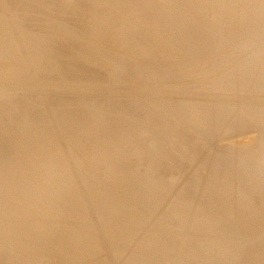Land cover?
I'll return each instance as SVG.
<instances>
[{
	"label": "bare ground",
	"instance_id": "bare-ground-1",
	"mask_svg": "<svg viewBox=\"0 0 264 264\" xmlns=\"http://www.w3.org/2000/svg\"><path fill=\"white\" fill-rule=\"evenodd\" d=\"M8 1L0 264H264V0Z\"/></svg>",
	"mask_w": 264,
	"mask_h": 264
},
{
	"label": "rangeland",
	"instance_id": "rangeland-1",
	"mask_svg": "<svg viewBox=\"0 0 264 264\" xmlns=\"http://www.w3.org/2000/svg\"><path fill=\"white\" fill-rule=\"evenodd\" d=\"M71 1V0H70ZM9 3H11V1L9 0L8 1V4ZM23 7H26V8H28V7H31V5H30V3H29V0H25L24 1V3H23ZM32 8V7H31ZM30 14H32V11L30 12ZM70 14H68V13H63V14H61L60 15V17H62V18H68V16H69ZM24 17H26V15H24ZM57 28H58V26H57ZM74 31H76V30H73V32ZM52 35L53 36H55V37H58L59 36V34L57 33V32H52ZM26 57L27 56V53H22V57ZM93 129L95 130V127H93ZM93 129H92V131H93ZM99 129V128H98ZM125 131H128V128L126 127V129H125ZM211 132V131H210ZM95 145V144H94ZM31 177V176H30Z\"/></svg>",
	"mask_w": 264,
	"mask_h": 264
}]
</instances>
